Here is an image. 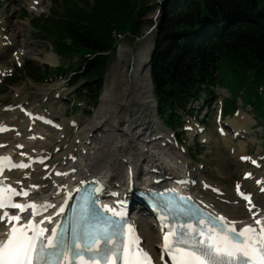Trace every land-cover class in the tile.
<instances>
[{"label":"rangeland","instance_id":"374dc122","mask_svg":"<svg viewBox=\"0 0 264 264\" xmlns=\"http://www.w3.org/2000/svg\"><path fill=\"white\" fill-rule=\"evenodd\" d=\"M149 2V5L158 4L159 0H149ZM82 7V0H0V23L4 30L9 27L11 38L16 37V45H11L9 52H6L7 48L0 46V67L6 71L0 78V111H7L17 97L15 93L21 92L28 107L38 114L47 112L48 117L59 125L56 127L49 125L55 128V131H48L42 127L45 133L49 134L48 142L51 138L59 137L60 134L62 137L69 138L71 143L78 147L77 152H80L82 147L89 146L85 144L87 132L77 133L75 128L70 127L71 123L74 122L80 127L88 126L90 129L93 124L98 127L100 123L107 121L105 125L109 129L116 126L120 130H126L128 126L126 120L137 115L138 118L141 117L139 124L151 121L149 127L154 131L153 135H166L170 140L168 145L169 141L160 138L158 147L149 145L151 151L159 153L170 151L171 153L174 151L172 148H175L186 159L187 171L192 174L195 181L199 182L196 186L204 184V187L214 196L239 202L235 193V188L239 185L245 193L252 195L251 200L254 201L259 193L258 189L261 186V190L264 189V139L261 138L263 130L261 122L254 116L251 107L248 104H242L239 95L235 103L232 102L233 93L227 83L218 84L212 89L214 97L209 99V105L205 106L201 101L193 103L190 112L182 117L176 129L167 128L159 117L153 96L149 62L145 66L140 65L142 61H145V52L149 53L148 57L150 55L152 36L157 28L158 10L152 9L139 18L137 21L139 32L136 37L128 33L118 34L117 38L115 37L114 51L110 54V62L103 77L100 92L101 95L107 89L108 98L104 102L98 99L96 107L89 108L82 98L79 99L73 95V90L75 91L76 88H71L68 83L77 74L75 70L78 67V57L66 55L60 58L53 50L51 42L35 30L34 20L45 19L51 12L62 14L65 10ZM18 27H20L21 35L12 37L13 31ZM20 46L22 48L19 51ZM24 66L32 67L33 70L29 73L38 79L37 75L45 71L47 79L40 83L36 82L37 79L33 80L26 74L23 70ZM137 68H139L137 76L131 78L132 72ZM19 71L21 74H18ZM148 89L152 97L147 99L149 103L143 105L138 94ZM250 99L251 95L247 94L246 101ZM122 109L127 112H122ZM238 115L245 116L251 123L244 126L246 130L241 134L233 136L229 122ZM117 118L120 125L116 121ZM137 122L138 119L135 123ZM219 125L223 128V135L217 133L216 129ZM242 125L243 123L236 122L233 125L234 131L239 130ZM59 127L63 129V132H60ZM141 127L143 129L145 126ZM150 129L148 130L151 131ZM146 131L143 133L145 134ZM96 132L101 134L99 129L94 135H97ZM245 132H249V138ZM39 133L42 132L39 131ZM115 133V136L108 134L111 141L106 143L107 146L110 144L111 146L104 148V151L112 155L113 149L116 151L114 147L119 148L118 143L123 140L127 143L128 150L139 159L138 170L147 169L146 162L140 160V152L134 149L135 143L138 144L139 149L145 145L144 141L136 142L137 132L134 133L133 130L132 136L125 139L119 138L118 135L122 133L116 130ZM141 137L144 139L146 135ZM130 140L134 143H130ZM93 142L95 143L96 140ZM59 144L57 143L56 146ZM146 147L148 146L145 145V149ZM128 150H125L124 154L129 153ZM243 173H248L249 178L244 179ZM260 201L261 204L264 203V195ZM141 214L138 212L134 214V217L140 219ZM146 219L151 220L149 216ZM139 223L142 228L143 224L140 220ZM152 239L153 244L158 245V237L154 233Z\"/></svg>","mask_w":264,"mask_h":264},{"label":"trees","instance_id":"16d2710c","mask_svg":"<svg viewBox=\"0 0 264 264\" xmlns=\"http://www.w3.org/2000/svg\"><path fill=\"white\" fill-rule=\"evenodd\" d=\"M149 3L82 0V8L35 19L34 28L51 42L60 58L78 57L77 74L68 84L76 88L74 96L95 108L115 37L124 33L136 37L139 18L159 10L149 73L156 111L164 125L176 129L193 103L209 105L212 89L227 83L232 102L239 95L261 122L264 139V0ZM23 70L38 83L47 79L45 71L38 79L29 73L32 67ZM247 94L251 95L249 101Z\"/></svg>","mask_w":264,"mask_h":264},{"label":"bare ground","instance_id":"6f19581e","mask_svg":"<svg viewBox=\"0 0 264 264\" xmlns=\"http://www.w3.org/2000/svg\"><path fill=\"white\" fill-rule=\"evenodd\" d=\"M4 20L6 21V19ZM10 31L9 27L4 30L2 23H0V46L7 48L6 52H9L11 45H16V37L14 36L21 33L20 27L15 28L13 34L11 32L14 38H11ZM21 48L20 46L19 51ZM18 54L19 53H17V55ZM148 54L149 53L146 51L145 61H142V63L140 62V65L144 64L145 66L148 64ZM2 68L0 67V78L6 73ZM138 72L139 68L136 70L134 69L130 77L135 78ZM145 91L147 92L144 93ZM45 92L43 94H45ZM150 93L151 91L148 89L138 94L140 96V102L143 105L149 103L147 99L152 97ZM15 94H17V97L14 98L10 108L4 112H2V110L0 111V127L5 129L4 131H0V158L8 157L13 164H26L29 165V167L26 169L17 167L11 171H6L4 168V171L0 174V181H3L7 187L21 193L13 197L16 203L26 204L27 202H36L42 205L43 208L56 204L55 206L57 208V206L63 203L67 198V194L77 189L79 185L87 182H99L102 185V189L105 190V196H110L108 195L109 193L113 195H122L124 198L130 200L129 210L136 211V207L141 210L142 208L133 203L134 201L130 194L128 197L124 195L127 190L131 189L132 192H136L137 190L147 188H157L160 187L163 182L175 180L183 182L182 187L176 188H189L190 193L203 207L209 209L215 215L223 217L225 221L231 224L243 225L255 223V219H259L261 221L260 224H262L261 226H264V203L261 204L260 201L264 195V191L261 190L262 186L258 189L259 193L254 201L251 200V205L240 199L239 202H232L224 198H218L210 193L207 188L204 187V184L196 186L199 182L195 181L192 174L187 171L186 159L181 153L177 152L175 148H172L174 151L171 153L170 151H166L165 153L151 151L149 145L158 147V145H160L158 143L160 138L169 141L167 143L168 145L170 144V140L166 135H153L154 131L149 127L150 120L143 124H139L141 117L138 118L136 115L134 118L126 120L128 125L126 130H120L116 128V126L109 129L105 125L107 121L100 123L98 127H95L96 125L93 124L90 129L88 126H76V123L73 122L70 124V127L73 129L75 128V131H78L77 133L87 132L85 144L89 145L88 147H82L80 152H77L76 150L78 147L72 144L69 138L62 137L60 134L59 137L51 138L50 142H48L50 138L49 134H46L42 127L46 128L48 131H55V128L53 129L49 126L55 122L48 117L47 112L38 114L28 107L27 101L22 98L23 94L21 92L17 91ZM108 94L109 91H107V89L104 90L99 97V101L104 102L106 98H108ZM44 96H46V94ZM135 98L137 97L135 96ZM151 101L153 102V100ZM121 111L127 112L124 109ZM238 116L229 122L232 130L231 134L233 136L241 134L242 131L246 130L244 126L251 123L245 116ZM137 119L138 122L135 123ZM236 122L243 123V125L239 130L234 131L233 125ZM117 123L120 125L118 121ZM55 126L59 125L55 123ZM141 126L145 127L142 129ZM61 129L60 132H63V129ZM98 129L101 134H97L96 132L97 135H94L95 131ZM115 130L122 133V135L118 136L124 139L131 137V132L133 130L134 133L137 132L135 138L136 142L144 141L143 144L148 147L145 149L144 145V147L139 149L137 148L138 144L135 143L134 149L136 148L135 150L140 152V160L146 162L147 169L138 170L139 159L128 150L127 143L123 140L119 141V148L114 147L116 151L113 149L112 155L104 151V148H110L111 146V144L107 146V143L111 141L108 134L115 136ZM39 131L42 133H39ZM144 131H146L145 134L143 133ZM245 134L249 138V132H245ZM142 135H146V137L141 139ZM95 140L97 143L93 142ZM57 143L60 144L56 146ZM130 143H134L133 140H130ZM45 147H47V149H45ZM125 150H128L129 153L124 154ZM84 155H86L85 158ZM38 161H42V163ZM24 192H27L28 195L24 196L22 194ZM110 197L115 203H118L122 199L119 197ZM233 206H238L240 208L234 209L232 208ZM249 207L252 208L251 211H249ZM48 209L50 212L55 210ZM29 212L30 210H25L23 214ZM141 215L143 219L132 217V219L134 218L135 233L139 241H141L140 239L143 241L140 246L150 255L152 264H166L164 259L161 258L162 244L158 226L154 225L152 219H146L147 216H149L146 213ZM139 220L143 224L142 228ZM55 221L56 219L53 218V223ZM6 229L7 227L4 222H0V241L6 239ZM153 233L158 237V245L153 244Z\"/></svg>","mask_w":264,"mask_h":264},{"label":"snow or ice","instance_id":"6c2138e0","mask_svg":"<svg viewBox=\"0 0 264 264\" xmlns=\"http://www.w3.org/2000/svg\"><path fill=\"white\" fill-rule=\"evenodd\" d=\"M4 130L0 127V131ZM5 165L9 168L29 167L13 164L8 157H3L0 158V174ZM237 191L239 194V185ZM20 194L4 187L3 181H0V211L13 208L23 213L26 207L13 203V197ZM22 194L28 195L27 192ZM243 199L251 205L249 196H243ZM27 208L33 210L34 216L40 214L34 204L27 205ZM60 211L63 212V208ZM219 219L218 235L214 234V228L208 230L213 234L200 231L197 236L191 235L192 229L179 232L169 229L163 236L162 258L167 255L171 264H264V226L259 229L248 226L237 231L225 223L223 217ZM5 220L12 226L6 233L7 238L0 241V264H152V258L140 247L139 238L132 235V229L128 230L127 243H116L114 237L117 233L110 234L107 228L90 229L83 223V217L75 220L70 227L68 223L57 225L47 237L45 234L49 230L40 226L44 221L38 224L29 221L17 226L21 216H9L3 212L0 222ZM260 223L259 219H255L256 225ZM162 227L166 225L162 224Z\"/></svg>","mask_w":264,"mask_h":264},{"label":"water","instance_id":"95a60500","mask_svg":"<svg viewBox=\"0 0 264 264\" xmlns=\"http://www.w3.org/2000/svg\"><path fill=\"white\" fill-rule=\"evenodd\" d=\"M158 14H159V10L157 11V15H158ZM148 34H149V32H148ZM149 60H150V59H148V62H149ZM148 66H149V64H148Z\"/></svg>","mask_w":264,"mask_h":264}]
</instances>
